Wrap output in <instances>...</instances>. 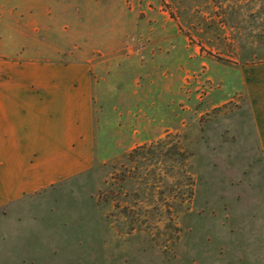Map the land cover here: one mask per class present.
Listing matches in <instances>:
<instances>
[{
	"label": "rangeland",
	"instance_id": "374dc122",
	"mask_svg": "<svg viewBox=\"0 0 264 264\" xmlns=\"http://www.w3.org/2000/svg\"><path fill=\"white\" fill-rule=\"evenodd\" d=\"M75 3L106 91L95 163L0 209V264H264V0ZM121 34L123 58L106 55ZM123 77L142 99L164 94L155 134L119 129ZM16 225L42 231L10 241Z\"/></svg>",
	"mask_w": 264,
	"mask_h": 264
},
{
	"label": "crops",
	"instance_id": "0c3cea01",
	"mask_svg": "<svg viewBox=\"0 0 264 264\" xmlns=\"http://www.w3.org/2000/svg\"><path fill=\"white\" fill-rule=\"evenodd\" d=\"M75 6V0H20L0 14V209L19 211L28 198L95 163V107L106 103V91L102 85L97 89L89 59L94 50L83 44L91 34L89 21ZM124 37L106 55L123 58ZM132 87L124 78L117 92L118 127L130 129L133 137L155 134L157 119L149 110L158 98L166 104L164 94L142 99ZM141 100L148 106L146 120L136 117ZM260 140L264 151L263 124ZM10 228V241L24 229L38 240L42 231L33 225Z\"/></svg>",
	"mask_w": 264,
	"mask_h": 264
},
{
	"label": "trees",
	"instance_id": "16d2710c",
	"mask_svg": "<svg viewBox=\"0 0 264 264\" xmlns=\"http://www.w3.org/2000/svg\"><path fill=\"white\" fill-rule=\"evenodd\" d=\"M134 152H136V150H133L132 153H131L130 155L134 154Z\"/></svg>",
	"mask_w": 264,
	"mask_h": 264
}]
</instances>
